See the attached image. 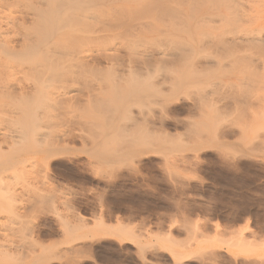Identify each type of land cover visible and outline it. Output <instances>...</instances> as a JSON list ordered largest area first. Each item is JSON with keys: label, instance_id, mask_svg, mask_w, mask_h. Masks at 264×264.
<instances>
[{"label": "bare ground", "instance_id": "6f19581e", "mask_svg": "<svg viewBox=\"0 0 264 264\" xmlns=\"http://www.w3.org/2000/svg\"><path fill=\"white\" fill-rule=\"evenodd\" d=\"M243 1L0 0V264H33L39 259L37 253L40 251L21 244L25 241L23 238L19 237L21 241L12 235L20 243L14 238L11 239L14 242L9 240L8 230L13 226L10 229L8 224L14 222L10 213H14L19 222L27 215L23 216V210L22 214L18 211L15 201L19 194L16 196L18 192L8 189L5 171L10 162L25 165L29 158L41 157L40 150L53 152L67 147L68 139L64 136L67 138L68 129L72 127L61 128L60 125V129L59 124L72 122L91 132L94 141L113 140L118 147L138 148L151 146L158 137L170 140L173 134L163 132L164 127L154 120V106L160 105L165 110L180 89L187 92L193 87L199 91V100H195L196 106L192 105L193 109L197 108L194 111L198 116L202 113L205 116L210 110L215 113L244 111L235 101L236 105L231 108L212 102L208 95L214 88L209 85L200 90L201 78L206 79L209 73L217 74L216 66L223 68L220 70L222 76L232 75L235 68L239 69L234 71L236 74L248 68L250 77L247 73L244 75L245 72L240 75L246 76V80L249 78L248 90L255 88L259 92L262 87L259 86L264 82L261 70L264 67V15L261 14L262 19L258 21L257 18L245 24L242 16L247 10L243 11L251 2V8L256 5L255 0L246 2L249 7ZM235 19L244 25L237 20L238 25H234ZM219 58L229 60H216ZM251 66L257 71L260 68V72L253 73ZM263 87L260 92L264 91ZM255 90L251 92L259 104L249 103L245 98L241 100L250 105L245 109L263 110L264 93L262 97L257 92V100ZM159 122L162 123L160 119ZM192 129L195 134V128ZM186 134L189 136L188 132ZM19 216L20 219H16ZM100 222L95 221V224ZM30 226L26 228L29 230ZM80 227L81 224L70 226L69 223L64 230L71 236ZM216 254L212 255L216 257ZM217 257L222 258L221 255ZM248 261L251 262L242 264H264L258 260Z\"/></svg>", "mask_w": 264, "mask_h": 264}, {"label": "rangeland", "instance_id": "374dc122", "mask_svg": "<svg viewBox=\"0 0 264 264\" xmlns=\"http://www.w3.org/2000/svg\"><path fill=\"white\" fill-rule=\"evenodd\" d=\"M250 1L243 2L248 6ZM263 2L254 1L256 6H252L257 9L251 8L253 2L248 9H242L248 11H241L243 14L250 15H243L246 19L242 16V21L262 19ZM237 21L230 23L238 25L241 20ZM242 21L239 24L244 25ZM215 69V77L209 73L208 80L201 78L200 90L204 85L213 87L208 95L212 102L230 105L229 108L238 102L244 111L210 110L207 114L203 111L205 116H198L194 111L197 108L192 107L199 100V91L193 87L187 92L180 89L171 97L167 109L154 106V120L164 127L163 132L173 134L170 140L158 137L151 146L145 145L147 148L118 147L113 140L94 141L91 132L71 122L58 125L74 128L73 133L68 129L67 138L64 136L68 139L65 149L40 150L42 156L29 158L25 165L8 163L7 187L18 192L14 194H19V203L16 200L18 205L14 206L21 214L23 210V216L27 215L20 223L10 213L13 220L9 219L14 222L9 221L11 231L6 228L9 240H29L27 243L19 238L27 248L40 251L33 264H242L251 262L249 259L264 262V109H245L249 103H258L251 92L255 88L248 90L249 78H245L252 75L248 68L246 72L240 69L248 74L241 76L244 79L240 77L243 72L235 73L237 68L228 70L233 73L228 72L232 74L228 76L226 71L222 76L223 68ZM255 69L250 71L260 72V68ZM262 87L259 92L254 91L256 99L264 93L260 92ZM244 98L249 103L241 100ZM157 112L164 117L159 118ZM98 220L101 222L95 224ZM68 222L70 226L81 224L71 236L65 231ZM61 223H67L65 230ZM213 253H220L222 258Z\"/></svg>", "mask_w": 264, "mask_h": 264}]
</instances>
